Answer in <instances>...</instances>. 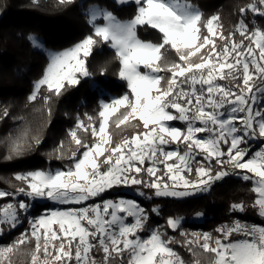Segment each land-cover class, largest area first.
<instances>
[{"label": "snow or ice", "instance_id": "snow-or-ice-1", "mask_svg": "<svg viewBox=\"0 0 264 264\" xmlns=\"http://www.w3.org/2000/svg\"><path fill=\"white\" fill-rule=\"evenodd\" d=\"M31 2L39 6L40 0ZM74 2L58 0L62 6ZM130 2L135 14L126 20L106 7L90 6L92 34L71 48L47 53V66L27 100L42 99L49 118L53 97L94 75L89 57L102 45L114 51L117 76L128 92L101 100L95 116H77L68 132L74 147L65 150L61 141L49 154L70 161L64 168L18 172L16 183H8L11 190L0 188V200L10 198L0 204V237L23 222L34 202L79 206L29 216L28 229L0 244V264H17L21 255L30 264H264V224L237 219L215 228L214 235L182 230L183 218L169 216L165 225L153 228L150 216L161 215L159 205L148 210L134 199L105 198L133 186L146 199L185 198L235 176L251 184L255 198L233 202L230 211L251 209L264 221V27H250L244 19L249 12L264 18V0L240 7L241 19L227 34L219 13L205 17L191 0H114L117 6ZM145 28L156 30L159 42L141 39ZM28 39L33 48L42 47L35 37ZM106 71L107 63L100 74ZM9 115L10 106H0V121ZM111 118L117 129H133L131 135L114 140ZM30 133L25 127L6 138L3 162L39 147L42 138ZM145 188L152 196H145Z\"/></svg>", "mask_w": 264, "mask_h": 264}, {"label": "trees", "instance_id": "trees-1", "mask_svg": "<svg viewBox=\"0 0 264 264\" xmlns=\"http://www.w3.org/2000/svg\"><path fill=\"white\" fill-rule=\"evenodd\" d=\"M249 2L250 0H191V3L197 6L205 17L219 13L225 34L232 30L241 19L239 8ZM92 5L108 8L121 20L131 19L136 9L134 3L117 6L114 0H75L68 6L60 5L58 0H40L39 6L33 5L31 0H0V106H10V115L0 121V188L11 190L8 189V183H16L13 177L18 172L64 168L70 161L50 159L49 154L53 153L61 141L65 142V150L74 147L70 145L68 132L75 127L77 116L83 118L85 113L95 116L101 100L108 101L110 97H120L128 92L126 83L117 76L119 64L114 59V51L107 45H102L89 57V67L94 75L91 78L82 79L78 86L69 88L61 97H53L50 118L42 99L38 97L35 102L28 103L27 97L33 90L34 81L42 76L48 63L47 54L33 48L28 37L30 35L37 37L45 48L55 52L71 48L93 32L86 16ZM244 19L250 27L253 23L258 27H264V18L256 17L250 12ZM139 36L146 41L159 42L160 40V34L154 29H141ZM237 39H239L238 35ZM169 55L174 58L175 54L169 53ZM106 63L107 71L101 75L100 69ZM45 94L47 93L42 91L41 95ZM17 117L23 119H14ZM112 119L114 118L110 119L109 131L114 140H119L124 134L131 135L133 129H125V126L117 129L112 124ZM25 127L31 129L30 135H39L42 143L22 159L3 162L2 157L7 152L6 138L9 135L17 136ZM142 130L141 127L140 131ZM250 187V183H245L235 176H229L217 181L206 193L179 199L153 196L142 204L148 210L155 205L161 208L160 216H150V226L153 228L165 225L169 216H178L184 219L181 225L182 230L215 234V228L230 224L237 219L264 224V221L251 209L246 214L230 211V205L233 202L240 200L251 202L255 198L249 191ZM121 190L122 188L113 191L105 198L128 196ZM142 190L146 195L152 196L150 189ZM9 199L0 200V204L8 202ZM98 202L100 203V200L95 201V203ZM51 207L48 201L34 202L29 215L38 216ZM197 213L202 214L203 220L190 221ZM27 221L25 216L15 230L0 237V244H8L28 229ZM165 230L169 235L182 239L171 229ZM175 247L185 260L191 262L192 257L184 248L178 245ZM17 264H30V258L21 255L17 258Z\"/></svg>", "mask_w": 264, "mask_h": 264}, {"label": "rangeland", "instance_id": "rangeland-1", "mask_svg": "<svg viewBox=\"0 0 264 264\" xmlns=\"http://www.w3.org/2000/svg\"><path fill=\"white\" fill-rule=\"evenodd\" d=\"M93 6V5H92ZM102 21V20H101ZM98 22V21H97ZM98 23H103V21L102 22H98ZM33 37H35V36H33ZM37 40H38V42H40L41 43V45H42V47L41 48H39V49H37V48H35V49H37V50H39V51H41V52H43L44 54H47L49 51H52V50H50V49H47V48H45V46L43 45V43L40 41V39H38L37 37H35ZM52 52H55V51H52ZM47 56V55H46ZM48 57V56H47ZM111 98V97H110ZM109 98V99H110ZM175 127H178V128H181V129H183L184 128V125L182 124V123H180L179 121H173V122H171ZM259 141H252V144H253V146L255 147L256 145H259ZM171 149H174L175 147H176V145H170L169 146ZM171 163V162H170ZM160 168L162 169L163 168V165H160ZM160 173H158V175H159ZM136 186H133V188H122V193H124V194H126V195H128V196H126V197H119V198H125V199H134V200H136L138 203H140L142 206H143V204H142V202H145V201H148V200H150V199H146L145 197H140V196H138V195H136L135 194V192L133 191V189L135 188ZM203 193H206V192H203ZM197 194H202V193H197ZM145 196L147 197V196H149V195H146L145 194ZM19 199H24V197H19ZM37 202H43V201H37ZM51 205H52V207L50 208V209H60V210H65V209H67V208H70V207H79V206H77V205H59V204H54V203H52L51 201H48ZM99 203V202H98ZM144 207V206H143ZM145 208V207H144ZM146 209V208H145ZM32 217L31 215H29L28 214V216H27V219H28V217ZM203 220V216L202 215H200V216H194L190 221H192V222H201ZM183 221H184V219H182V223H183ZM28 222V221H27ZM155 228V227H154ZM191 232H194V231H191ZM195 232H197V231H195ZM144 235H146V234H144ZM215 235V234H214Z\"/></svg>", "mask_w": 264, "mask_h": 264}]
</instances>
